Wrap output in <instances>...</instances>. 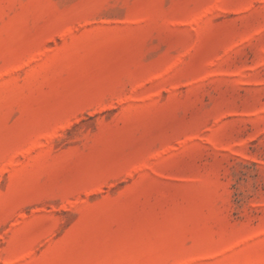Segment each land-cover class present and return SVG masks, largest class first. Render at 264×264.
<instances>
[{
	"label": "rangeland",
	"instance_id": "obj_1",
	"mask_svg": "<svg viewBox=\"0 0 264 264\" xmlns=\"http://www.w3.org/2000/svg\"><path fill=\"white\" fill-rule=\"evenodd\" d=\"M0 264H264V0H0Z\"/></svg>",
	"mask_w": 264,
	"mask_h": 264
}]
</instances>
